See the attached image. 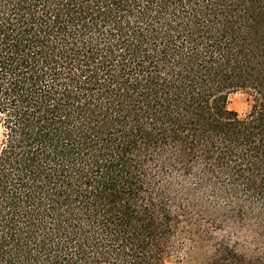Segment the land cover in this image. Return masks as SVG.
<instances>
[{
    "label": "trees",
    "instance_id": "trees-1",
    "mask_svg": "<svg viewBox=\"0 0 264 264\" xmlns=\"http://www.w3.org/2000/svg\"><path fill=\"white\" fill-rule=\"evenodd\" d=\"M193 253L264 264V0H0V264Z\"/></svg>",
    "mask_w": 264,
    "mask_h": 264
},
{
    "label": "rangeland",
    "instance_id": "rangeland-1",
    "mask_svg": "<svg viewBox=\"0 0 264 264\" xmlns=\"http://www.w3.org/2000/svg\"><path fill=\"white\" fill-rule=\"evenodd\" d=\"M228 108L236 111L239 116H244L250 108L249 95L243 90H237L230 93L228 96ZM191 255V257L184 256L182 260L180 259L181 261L173 258L169 259L165 264H196L193 259L197 254L193 253Z\"/></svg>",
    "mask_w": 264,
    "mask_h": 264
}]
</instances>
